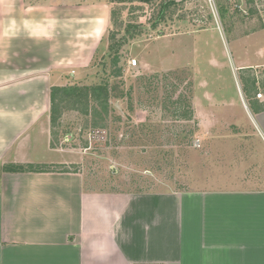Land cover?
<instances>
[{"label": "crops", "instance_id": "1", "mask_svg": "<svg viewBox=\"0 0 264 264\" xmlns=\"http://www.w3.org/2000/svg\"><path fill=\"white\" fill-rule=\"evenodd\" d=\"M111 13L106 0H0V264H264V152L246 156L229 184L172 192L96 191L80 171H7L66 163L35 158V138L55 151L51 87L84 77ZM251 117L264 151V107Z\"/></svg>", "mask_w": 264, "mask_h": 264}, {"label": "rangeland", "instance_id": "2", "mask_svg": "<svg viewBox=\"0 0 264 264\" xmlns=\"http://www.w3.org/2000/svg\"><path fill=\"white\" fill-rule=\"evenodd\" d=\"M160 1L111 4L105 45L74 83L110 85L107 127L72 111L58 129L50 122L55 151L35 138V158L65 160L55 169L80 171L92 190L218 187L243 173L246 156L264 152L242 85L255 77L264 102V0H178L154 27ZM111 41L122 42L119 59Z\"/></svg>", "mask_w": 264, "mask_h": 264}, {"label": "trees", "instance_id": "3", "mask_svg": "<svg viewBox=\"0 0 264 264\" xmlns=\"http://www.w3.org/2000/svg\"><path fill=\"white\" fill-rule=\"evenodd\" d=\"M113 4L117 2H126L132 0H106ZM145 3H152L154 0H136ZM178 3V0H161V9L159 19L154 24V27L158 25L161 20L166 19V10L170 8L172 4ZM111 33V32H110ZM114 36H110L109 40ZM134 37V36H132ZM125 41V40H124ZM117 43V42H116ZM110 42L109 51L110 55L118 56L122 42L119 43ZM242 85L244 91L247 94L251 106L255 111H259L264 105L259 104V100L256 98L260 93L257 85L256 78H242ZM113 90L108 83L98 84H69V85H55L51 87L50 99H51V110L50 120L53 129H58L60 120L63 115L67 112L77 111L85 120L86 124L91 125L95 128L107 127L108 117L111 111V100L113 98ZM54 132V140L52 147L54 148L57 133ZM63 132V131H62ZM67 134V132H64ZM7 171L11 172H43V171H54L55 164L45 163H29V164H16L8 165Z\"/></svg>", "mask_w": 264, "mask_h": 264}, {"label": "built area", "instance_id": "4", "mask_svg": "<svg viewBox=\"0 0 264 264\" xmlns=\"http://www.w3.org/2000/svg\"><path fill=\"white\" fill-rule=\"evenodd\" d=\"M211 4H215V0H210ZM137 59L133 58L132 60H130V65L136 66L137 65ZM259 96L261 95L260 93L258 94Z\"/></svg>", "mask_w": 264, "mask_h": 264}]
</instances>
